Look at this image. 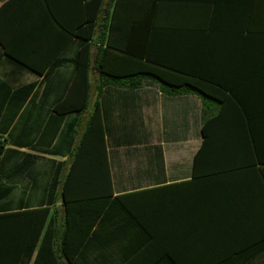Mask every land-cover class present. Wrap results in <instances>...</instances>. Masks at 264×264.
<instances>
[{"label": "crops", "instance_id": "crops-1", "mask_svg": "<svg viewBox=\"0 0 264 264\" xmlns=\"http://www.w3.org/2000/svg\"><path fill=\"white\" fill-rule=\"evenodd\" d=\"M225 1L161 0L150 53L179 70L236 88L243 107L226 98L218 113L213 104L205 107L214 115L203 121V105L195 95H165L149 81L137 90L109 85L99 94L101 79L91 71L89 106L79 117L76 144L97 106L112 199L143 192L129 198V210H101L91 232L79 239L77 264H264V0H252L244 35L253 33L254 40L248 45L245 38H235L241 17L227 16L225 7L236 6ZM122 2L119 21L125 35L119 41L125 43L133 6L141 5L146 15L152 0ZM15 35L27 37L20 52L34 62L53 55L71 59L78 49L68 43L55 55L60 37L55 30ZM47 70L45 83L44 73L10 61L0 46V141L7 140L6 149L38 156L32 150L45 132L59 133L78 118L66 116L60 123L52 112L69 82L71 63ZM1 82L10 91H3ZM30 84L24 105L14 111L8 92ZM26 162L33 163L15 154L0 165ZM16 176L20 179L11 190L4 188L1 214L38 207L37 168L28 177Z\"/></svg>", "mask_w": 264, "mask_h": 264}, {"label": "trees", "instance_id": "trees-1", "mask_svg": "<svg viewBox=\"0 0 264 264\" xmlns=\"http://www.w3.org/2000/svg\"><path fill=\"white\" fill-rule=\"evenodd\" d=\"M122 1L6 0L0 7V46L10 61L38 75L64 62L71 63L69 82L62 98L53 105L52 112L60 123L66 116L78 117L68 129H61L59 133L55 129L45 132L40 144L32 150L38 156L16 153L5 148L7 140L0 141V160H12L18 154L33 161L32 165L30 162L13 167L0 165V200L4 188L11 190V183L20 179L15 174L21 173L22 177H28L29 171L32 169L34 174L36 168L35 186L40 192L37 208L0 213V264H30L35 251L32 264H77L81 246L79 239H84L91 232L101 210H129L127 201L143 192L139 190L112 199V182L97 106L76 144L79 117L89 106L92 70L101 79L97 87L99 94L109 85L137 90L149 81L155 83L165 95H195L203 105V121L209 115H214L205 110L211 104L217 108V113L224 108L226 98L234 99L240 106L242 104L236 88L194 71L179 70L150 53L153 37L157 35L156 22L153 20L159 13L161 0H152L146 15H142L141 5H134L133 20L128 24L126 34L128 40L125 43L119 41L125 35L123 22L119 21V12L125 9ZM226 1L236 6L232 10L225 7L227 16L241 17L238 28L240 35L235 38H245L247 45L253 43V33L246 32L244 35L249 26L252 0ZM217 7L219 4L216 3L212 18L217 16ZM46 30H55L60 34L55 55L71 43L69 46L78 48L75 56L66 60L55 59L53 55L45 61H35L39 62L38 66L27 53L20 52L21 43L27 37L16 33L30 34ZM95 45L98 46L93 55L91 51ZM43 77L46 83L47 72ZM1 84L5 88L3 91H10L5 83ZM32 88L30 84L8 92L13 96L14 111L24 105ZM64 156V161L51 158ZM36 160L45 162L36 167ZM4 182H8V186ZM160 188H154V191ZM84 223L88 224L87 228H81Z\"/></svg>", "mask_w": 264, "mask_h": 264}]
</instances>
